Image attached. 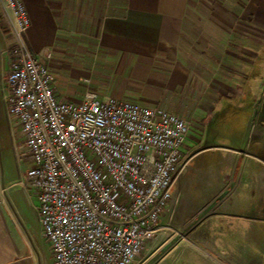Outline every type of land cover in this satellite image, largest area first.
Segmentation results:
<instances>
[{
	"label": "crops",
	"instance_id": "0c3cea01",
	"mask_svg": "<svg viewBox=\"0 0 264 264\" xmlns=\"http://www.w3.org/2000/svg\"><path fill=\"white\" fill-rule=\"evenodd\" d=\"M22 2L30 21L25 40L47 65L58 98L80 100L88 91L99 99L109 95L160 107L189 122L184 145L189 160L203 139L198 152L211 151L209 162L199 167L209 175L208 183L214 174L221 181L209 198L211 210L189 229L184 226L198 212L161 216L154 239L135 264H264V0H245L240 19L227 24L220 55L195 51L194 0ZM3 52L0 125L6 114ZM44 54L94 56L76 72L89 80L76 92L74 82ZM98 67L103 76L95 75ZM113 69L114 77L103 84ZM13 125V144L28 162L19 126ZM17 168V180L0 168V264H53L37 197L20 184L26 170Z\"/></svg>",
	"mask_w": 264,
	"mask_h": 264
},
{
	"label": "built area",
	"instance_id": "2783aa9c",
	"mask_svg": "<svg viewBox=\"0 0 264 264\" xmlns=\"http://www.w3.org/2000/svg\"><path fill=\"white\" fill-rule=\"evenodd\" d=\"M12 44L5 53L6 114L19 126L53 264H135L186 168L189 122L157 106L58 98L47 65L25 40L22 0H1ZM48 58L49 55H42Z\"/></svg>",
	"mask_w": 264,
	"mask_h": 264
},
{
	"label": "rangeland",
	"instance_id": "374dc122",
	"mask_svg": "<svg viewBox=\"0 0 264 264\" xmlns=\"http://www.w3.org/2000/svg\"><path fill=\"white\" fill-rule=\"evenodd\" d=\"M194 1L193 11L191 12V18L193 20L194 27L192 28L193 33H191V35L194 38L193 43L196 48L195 51L198 55H220L221 51L217 47L226 37L225 32L227 31V24L240 19L238 15L242 7L245 5V0ZM9 26L10 25L8 23V17L6 16V13L1 11L0 55H2L3 48V53L5 55L6 50L12 44L13 37ZM234 31H236V29H234ZM199 34L202 35V39L200 38L198 40L197 35ZM211 37H215L214 43H210L209 38ZM37 56L40 58L39 55ZM49 57L51 59V64L53 63V65H55L54 68H57V70L63 74V78L68 82L70 81V83L74 82V89L76 92L80 91L78 87L81 86V83L87 82L89 80L84 79L85 77H88L86 73L78 75L76 72L77 70H85L84 64L89 63L88 61L91 59L94 60V56L85 55V57L81 58L80 56L76 55H49ZM95 71L96 76H103L102 72L99 70V67ZM115 72L116 70L113 69V71L110 72V75H105V81L102 80L103 84L106 83V80H111V78L114 77ZM1 107V110H3V106ZM2 116L4 119L2 120L3 123L0 125V168L4 169V172H6V174L11 177V179L17 180L18 164L21 169L20 172H24L27 168L28 162L23 160L24 154L22 149L15 147L13 144V139H16V137L13 136V131H15L13 124L16 122H14V120L4 112ZM212 130L215 132L213 128ZM210 132L212 131L210 130ZM19 137H21V135H19ZM204 142L205 139L202 140V145L192 150V156L188 161L186 169L180 174L179 181L171 189L169 207L162 215L167 217L173 213L178 217H188L195 212H198V216H196L195 219L191 220L187 225L184 226L186 229H189L196 223L203 221V216L205 213L211 210V206L213 205L209 198H211L212 195L218 191L217 189L221 185L220 183L217 184V182L221 181L220 178L218 180L216 174H214L216 179L213 180V183H208V180L210 179H208L209 175L205 172L203 173L199 169V167L207 164L211 159L210 150L198 152V149L205 146ZM14 148L17 149L16 152ZM19 162L22 163L20 164ZM11 193L15 198L14 192ZM165 223L167 226H172L168 221Z\"/></svg>",
	"mask_w": 264,
	"mask_h": 264
}]
</instances>
